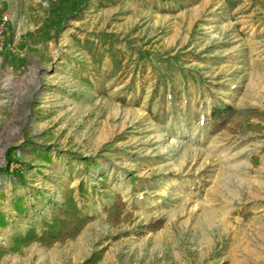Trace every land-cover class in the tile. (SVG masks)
<instances>
[{
	"label": "rangeland",
	"instance_id": "374dc122",
	"mask_svg": "<svg viewBox=\"0 0 264 264\" xmlns=\"http://www.w3.org/2000/svg\"><path fill=\"white\" fill-rule=\"evenodd\" d=\"M0 18V264H264V0H0ZM72 188L82 232L12 251Z\"/></svg>",
	"mask_w": 264,
	"mask_h": 264
},
{
	"label": "trees",
	"instance_id": "16d2710c",
	"mask_svg": "<svg viewBox=\"0 0 264 264\" xmlns=\"http://www.w3.org/2000/svg\"><path fill=\"white\" fill-rule=\"evenodd\" d=\"M3 20L0 18V26ZM11 29V23L6 20L3 23L2 33L6 37L9 35ZM234 108L231 105H227L224 108L217 107L211 112V117L221 126H225L229 123L230 119L234 115ZM7 163L3 168V171L13 176L20 183L25 181V166L30 164L17 158H13L10 151L7 154ZM78 190L82 196H86L88 193L87 188L83 182L79 184ZM76 189L72 188L66 195L65 201L62 204L60 210L54 214L50 220H46L43 223V227L39 232L37 228H30L25 234L17 235L14 238V243L11 246L12 251H18L22 246L32 242H38L46 246H51L57 242H65L68 239L78 236L86 225L92 220V217L87 215L80 205L76 195ZM121 205L115 203L111 208L107 209L109 217L119 218L121 216ZM18 211H24V209L17 205ZM8 220L4 212L0 211V226H7ZM104 250L99 253H95L84 261L83 264H91L99 261L103 256ZM2 252H0L1 256Z\"/></svg>",
	"mask_w": 264,
	"mask_h": 264
}]
</instances>
